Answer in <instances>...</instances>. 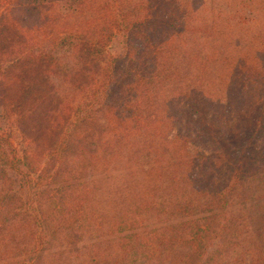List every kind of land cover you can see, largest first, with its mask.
<instances>
[{
  "label": "trees",
  "instance_id": "1",
  "mask_svg": "<svg viewBox=\"0 0 264 264\" xmlns=\"http://www.w3.org/2000/svg\"><path fill=\"white\" fill-rule=\"evenodd\" d=\"M216 1L0 0V264H264V0Z\"/></svg>",
  "mask_w": 264,
  "mask_h": 264
},
{
  "label": "rangeland",
  "instance_id": "2",
  "mask_svg": "<svg viewBox=\"0 0 264 264\" xmlns=\"http://www.w3.org/2000/svg\"><path fill=\"white\" fill-rule=\"evenodd\" d=\"M216 6H223L225 5L224 2H220L219 0L214 2ZM118 40L116 39V41H114L110 47V50L113 52H117L119 50V43L117 42ZM9 116L6 115V113L4 112V110L0 107V130H2L3 128H7L9 126ZM12 140L14 142V144L17 146V148L21 149L24 144L21 142L20 137L15 133L14 136L12 137ZM191 150H193V146L190 147ZM107 251V250H105ZM104 253V252H102Z\"/></svg>",
  "mask_w": 264,
  "mask_h": 264
}]
</instances>
